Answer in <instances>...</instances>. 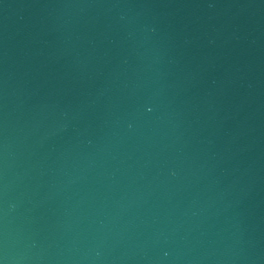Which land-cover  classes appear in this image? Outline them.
<instances>
[{
	"label": "water",
	"instance_id": "1",
	"mask_svg": "<svg viewBox=\"0 0 264 264\" xmlns=\"http://www.w3.org/2000/svg\"><path fill=\"white\" fill-rule=\"evenodd\" d=\"M0 264H264V0H0Z\"/></svg>",
	"mask_w": 264,
	"mask_h": 264
}]
</instances>
